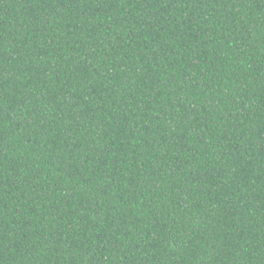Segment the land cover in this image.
Instances as JSON below:
<instances>
[{"label":"trees","instance_id":"16d2710c","mask_svg":"<svg viewBox=\"0 0 264 264\" xmlns=\"http://www.w3.org/2000/svg\"><path fill=\"white\" fill-rule=\"evenodd\" d=\"M0 264H264V0H0Z\"/></svg>","mask_w":264,"mask_h":264}]
</instances>
